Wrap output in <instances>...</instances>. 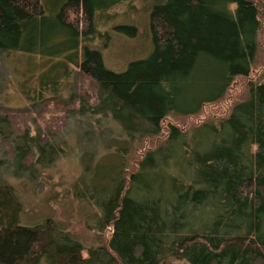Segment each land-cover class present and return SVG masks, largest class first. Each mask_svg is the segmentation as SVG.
Wrapping results in <instances>:
<instances>
[{
  "label": "trees",
  "instance_id": "trees-1",
  "mask_svg": "<svg viewBox=\"0 0 264 264\" xmlns=\"http://www.w3.org/2000/svg\"><path fill=\"white\" fill-rule=\"evenodd\" d=\"M110 1L0 0V54L51 47L47 57L55 64L36 89L43 98L59 72L79 65L85 95L77 93L73 106L81 101L84 113L93 99V109L110 112L129 144L110 141L106 153H85L72 184L86 226L97 236L112 229L98 246L86 248L51 217L23 223L16 188L0 185V264H264V83L250 81L249 98L218 123L190 133L170 124L165 141L131 174L127 155L132 143L161 134L169 115H197L224 99L236 78L250 75L264 0H154L152 53L122 72L87 43L97 32L96 13L122 0ZM117 28L137 33L135 26ZM57 111L48 109L45 126L31 137L20 114L0 110V128L13 136L0 144L14 161L13 175L26 183L59 153L53 142L65 120Z\"/></svg>",
  "mask_w": 264,
  "mask_h": 264
},
{
  "label": "rangeland",
  "instance_id": "rangeland-1",
  "mask_svg": "<svg viewBox=\"0 0 264 264\" xmlns=\"http://www.w3.org/2000/svg\"><path fill=\"white\" fill-rule=\"evenodd\" d=\"M48 1L49 5H59L63 0ZM154 3V0H122L119 4L96 13L94 21L97 32L93 41L87 43L91 48L103 52L109 69L122 72L131 61L148 57L152 53L154 47L150 33V11ZM119 26H135L137 33L131 36L119 32ZM262 27L258 53L250 75L247 78H236L224 99L204 105L197 115L171 114L164 120L161 134L132 143L127 154L128 174L137 170L139 161L149 150L165 141L170 124L190 133L204 123H218V120L230 114L235 104L249 98L250 81L264 83V21ZM25 53L0 54V110L20 114L21 121L30 127L31 137L37 135L38 130L45 126L42 118L46 117L44 113L48 109L58 110L55 116L65 122L59 127L60 133L53 142L59 152L57 157L48 168L42 169L34 182L26 183L23 176L18 173L13 175L14 161L7 156L5 147L0 144V185L11 184L16 188L24 205L23 223L31 224L40 221L43 216L51 217L74 232L86 248L98 246L109 240L112 229H108L103 236H97L96 230L86 226L85 208L74 197L72 184L82 173V157L85 153H106L110 141L115 140L117 143L114 147L126 148L129 146L126 136L112 122L110 112L107 114L101 109H93V99L84 113H81V101L76 100L73 106L72 101L77 93L85 95L79 91V84L82 83L79 65L70 64L64 72H59V82L49 84V93L43 98L36 89L39 87L41 74L55 64V60L49 59L53 53ZM89 94L92 92L86 90V95ZM7 137L13 139L7 127L0 128V141ZM35 151L37 153L36 149ZM36 167L42 168L39 165Z\"/></svg>",
  "mask_w": 264,
  "mask_h": 264
}]
</instances>
